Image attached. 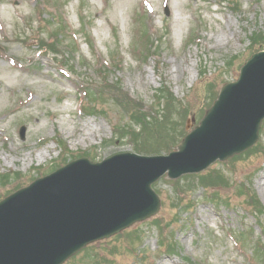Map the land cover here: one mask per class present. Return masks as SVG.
Listing matches in <instances>:
<instances>
[{
	"label": "rangeland",
	"instance_id": "obj_1",
	"mask_svg": "<svg viewBox=\"0 0 264 264\" xmlns=\"http://www.w3.org/2000/svg\"><path fill=\"white\" fill-rule=\"evenodd\" d=\"M38 10L44 13L45 19L52 16L50 13L66 17L69 35L80 31V15L84 19L88 17L87 29L95 54H91L82 34H73L80 45L78 52L65 55L71 48L66 45L59 47L61 53L56 60L51 55L40 56L37 42L46 34L38 36L37 29L49 34L50 30L40 20ZM139 15V19L145 17L153 38H160L156 55L143 63L135 60L132 51L134 42L139 40L140 26L136 24ZM113 28L118 31L117 44ZM259 30H264V0H0V174L18 173V177L9 178L10 183L0 185V197L28 185L34 177L51 172L71 157L83 155L100 161L116 153L132 151L134 144H142L130 143L125 137L116 140L112 129L123 125L125 120L111 97L103 95L93 105L92 101L89 104L85 100L83 93L78 94L80 83L99 82V63L111 62L115 70H110L109 78L119 79L130 96L151 107L148 113L155 112L162 117L159 132L168 133L169 138L176 140L181 133L178 113L186 110L189 122L197 119L213 95L209 84H213L216 92L222 82L238 77L239 63L251 52L250 37ZM115 48L119 55L113 53L112 59L109 52ZM232 56L237 59L228 66L225 61ZM68 57H71L72 71L65 66L62 70L60 66L62 59ZM31 62L38 70H32ZM176 65L180 66L178 72ZM164 82L180 111L173 100L168 109L155 110L153 94L158 93ZM164 94H167L165 90ZM21 126L25 127L24 139L19 134ZM261 132L264 133L262 125L258 141L264 136ZM57 134L67 143L68 154L60 152L55 143ZM144 140L146 146L148 139L144 137ZM160 143L165 144V136H160ZM258 150L252 146L210 165L223 171L220 172L222 179L226 175L234 183L215 192L225 205L207 200L214 189L204 191L197 187L199 182L195 179L200 175L186 176L182 181L173 182L174 186L171 179L160 177L152 184L160 200L158 212L130 227L141 232V241L134 240L138 232L130 238L126 235L118 239L114 235L104 239L103 256L109 260L106 264H140L142 258L146 259L145 264L148 260L149 264H188L184 257L207 260L208 264H245L225 232L250 226L255 228V236L259 235L256 220L248 213L243 197L237 195L235 184L247 179L264 205V153ZM40 152L44 155L40 156ZM202 183L205 182L199 184ZM177 191L182 192L178 195ZM184 192L193 198L192 208L183 205ZM157 217L173 222L180 256L169 257L158 248L159 238L151 225ZM112 246L115 248L109 251ZM130 246L136 253L133 254ZM83 262L89 264L90 259L85 261L84 253H78L64 264Z\"/></svg>",
	"mask_w": 264,
	"mask_h": 264
},
{
	"label": "water",
	"instance_id": "obj_2",
	"mask_svg": "<svg viewBox=\"0 0 264 264\" xmlns=\"http://www.w3.org/2000/svg\"><path fill=\"white\" fill-rule=\"evenodd\" d=\"M263 116L264 51L243 65L238 82L223 87L181 151L154 158L119 155L101 164L82 159L81 168L64 174L71 176L54 174L13 195L0 207V255L13 264H38L50 256L49 264L61 263L106 233L101 219L117 222L116 231L155 212L158 200L149 185L166 170L174 177L198 172L250 146Z\"/></svg>",
	"mask_w": 264,
	"mask_h": 264
},
{
	"label": "trees",
	"instance_id": "obj_3",
	"mask_svg": "<svg viewBox=\"0 0 264 264\" xmlns=\"http://www.w3.org/2000/svg\"><path fill=\"white\" fill-rule=\"evenodd\" d=\"M250 48L253 51L264 48V32L255 33L253 36H251ZM212 94H213L212 95V97H213L214 93H212ZM168 97H170V94L168 95ZM127 109H130L133 112L134 105H129L127 107ZM139 110H141V108L135 109L136 112ZM144 114H145V112H144ZM140 118L142 120L141 123L143 124L141 131H144V134L148 131V129H150L152 131V137L155 139H160V136H165V146L167 147L166 150H171L176 145L177 141L175 139L169 138L168 133H162V131H161V133L159 132V128L161 130L160 126L163 123V120H162V122H160L158 120V118L155 116L152 119L147 120L146 115H142V116H140ZM164 129L166 132L169 131L165 126H164ZM182 130H183V128H182ZM144 151H145L144 153L159 154L163 150H159L156 147H151V148L144 150ZM200 180L202 182H209L213 186H225L226 185L223 183V182H226L224 177L222 179L219 173L213 172V171L204 177H200ZM241 188L244 190V192H242L244 194V196L246 198L251 199V203H249V204L253 205V203H254V205H257L256 211L260 212L261 207L258 204V202L256 200H253V203H252V199L256 197L255 194L254 193L252 194V192L250 190H248V188L245 186L244 183L241 184ZM239 193L241 194V192H239ZM255 209H256V207H255ZM254 258L256 259L258 264H264V252H262L261 250H260L259 254L254 255Z\"/></svg>",
	"mask_w": 264,
	"mask_h": 264
},
{
	"label": "bare ground",
	"instance_id": "obj_4",
	"mask_svg": "<svg viewBox=\"0 0 264 264\" xmlns=\"http://www.w3.org/2000/svg\"><path fill=\"white\" fill-rule=\"evenodd\" d=\"M179 70H180V66L179 65H176L175 66V71L178 72ZM41 155H44V153L43 152H40V156Z\"/></svg>",
	"mask_w": 264,
	"mask_h": 264
}]
</instances>
